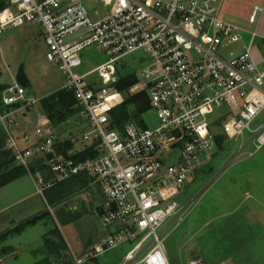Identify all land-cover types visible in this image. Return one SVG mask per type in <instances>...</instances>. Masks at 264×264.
I'll return each mask as SVG.
<instances>
[{"label": "built area", "instance_id": "built-area-1", "mask_svg": "<svg viewBox=\"0 0 264 264\" xmlns=\"http://www.w3.org/2000/svg\"><path fill=\"white\" fill-rule=\"evenodd\" d=\"M219 2L0 0V34L8 27L39 24L47 59L64 73L63 88L74 94L90 123L91 130L67 155L58 149L59 136L48 132L50 120L43 111L33 133L14 136V114L32 110L39 100L18 82L3 91L5 107L21 104L0 112L16 162L28 168L34 158L47 159V175H34L36 191L44 196L58 183L89 175L106 196L103 219L109 233L74 257L75 264L124 243L133 247L120 264H170L164 232L182 209L176 198L195 173L205 170L225 139L253 146L250 155L264 145V121L252 127L264 110V64L253 54L257 31L224 19ZM259 11L256 7L251 19ZM94 44L109 60L84 73L75 71ZM129 55L142 63L141 77L129 92L147 93L155 127L133 121L124 130L112 127L111 112L125 96L111 85ZM89 147L92 156L74 157Z\"/></svg>", "mask_w": 264, "mask_h": 264}, {"label": "rangeland", "instance_id": "rangeland-1", "mask_svg": "<svg viewBox=\"0 0 264 264\" xmlns=\"http://www.w3.org/2000/svg\"><path fill=\"white\" fill-rule=\"evenodd\" d=\"M235 1L233 16L238 18L237 21L244 28L254 30L253 26L256 25L260 13L254 20L251 19L250 14L255 4L262 6L263 0ZM222 2L220 0L219 6ZM227 8L228 5L225 9ZM243 36L245 41H248L249 35L244 33ZM254 47H258L264 54L263 40L256 38L253 51ZM0 48V83L8 86L15 82L20 83L17 73L23 67L29 83L23 85L24 82L21 81L23 84H20L26 88L30 97L40 101L41 98L57 92L64 86L66 82L64 73L57 64L47 59V45L43 28L39 24L28 22L19 27L6 28L0 34ZM82 58L83 65L75 69L80 73L105 63L109 60V55L99 45L94 44L85 49ZM141 65L142 63L135 56L129 55L119 64L115 78L132 73L141 77ZM39 101L32 110L24 109L14 114L19 119V125L16 121V125L10 127L14 136H18L24 129L30 134L34 132L41 109ZM75 109V113H71L66 120L55 127L62 145L69 139L74 146L80 144L78 140L82 139L84 132L91 130L86 121L79 120L81 116L84 118L81 106L77 104ZM7 111L0 100V112ZM24 112L28 121L21 122ZM142 118L149 127H155L158 123L153 111L144 112ZM263 121L264 110L252 127ZM2 123L0 120V138L3 140L4 149L7 150L8 131ZM15 129H18V132ZM248 134L247 130L246 135ZM239 143L225 139L223 144L214 150L213 160L205 170L194 176L176 198L182 209L172 218L170 226L168 225L164 232V245L170 264H264V217L261 212H253L256 205L243 200V188L247 180L241 175L245 174L255 161V157H252L254 154L251 156L249 154L254 151V147H240ZM241 153L243 154L240 155ZM45 162H47L46 158ZM41 173L47 175V170ZM259 176L263 177V174ZM27 180L26 188L31 187L35 193L27 194L29 196L15 203L11 209L0 212V231L10 227L13 219L18 222L26 215L25 213L31 215L29 213L32 210L42 211L41 213L49 210L50 215L43 220V225L28 226L27 233L21 236L16 234V239L9 238V241L14 240L11 244L17 247L19 254L7 258L1 264H47L44 260L54 261L53 256L50 259L52 253L45 245L46 236H50L48 232L54 227H57L62 234L68 252H70L68 242L76 246L88 240L102 239L107 235L108 227L100 211L105 196L98 183L93 181V186L71 194L56 206H48L44 196L39 194ZM18 197L12 196L11 201H16ZM60 209L63 210L64 215L78 213L80 217L69 222L66 216L58 217ZM38 232L41 235L44 233L41 238ZM132 247L133 244L124 243L104 252L98 257L99 264H120ZM142 257L137 258L136 262H140Z\"/></svg>", "mask_w": 264, "mask_h": 264}, {"label": "trees", "instance_id": "trees-1", "mask_svg": "<svg viewBox=\"0 0 264 264\" xmlns=\"http://www.w3.org/2000/svg\"><path fill=\"white\" fill-rule=\"evenodd\" d=\"M4 4L0 3V10L3 8ZM18 81L26 85L28 84V77L21 67L19 72L17 73ZM138 81V77L135 73L128 74V75H121L114 79L111 87L114 89L119 90L125 96L124 102L115 108L111 112L112 118V127L118 130H124V127L127 122L133 121L137 123L139 126L145 127V121L142 118V114L144 112L149 111V99L146 92H139L136 94H131L129 92L130 87ZM8 87L3 83H0V100H2L3 91ZM40 105L42 111L48 116L50 120V124L48 125L49 133H56L55 127L56 125H60L62 121L66 120L71 113H75L76 109L75 106L79 104L74 97V94L62 88L57 92L50 94L49 96L43 97L40 99ZM21 104L16 103L13 106L6 107L7 110L12 109V107H19ZM133 107V110H132ZM29 110V109H28ZM74 111V112H73ZM81 122H87L89 125L90 123L86 118L82 116L79 118ZM87 132V131H85ZM84 132V133H85ZM26 133V132H25ZM0 138V188L3 186L11 183L12 181L31 173L32 175H36L37 173H41V171L47 170V163L45 162V157L34 158L31 160L28 168L23 165L15 163L16 160L13 156V153L10 149H4L3 140ZM81 140H78L80 142ZM219 143L222 141V137H218ZM77 143V142H76ZM75 146L71 139L66 140L65 143L62 145V142L58 145V149L62 150L64 154H68L67 152L73 149ZM63 148V149H62ZM93 147H89L85 149L82 153L74 155V157L78 159H84L88 156L93 155ZM199 172L195 173V177ZM95 179L89 175H78L75 178L69 179L67 181L58 183L53 187H50L45 190L44 192V199L49 206H56L57 204L61 203L66 197L70 196L71 194L90 186H93ZM105 196V195H104ZM106 202V196L104 199V203L100 206L101 214L104 213V205ZM50 215V211L47 210L43 213H40L37 216H34L28 219L25 222L18 224L17 226L13 227L12 229L3 232L0 234V256L8 253L12 248L5 247L3 243L8 239L9 236H14L16 234H21L28 226H34L40 221L48 218ZM66 216V219H69V222L73 219L80 217V214L70 215L69 213L64 215L62 209L58 210V217ZM50 218V217H49ZM50 236H46L45 245L50 250L52 255L56 256L57 262L59 263H72L73 257L67 250L65 240L60 233L57 227H54L53 230L48 232ZM95 260V258H90V260ZM47 264H53V262L49 260H44Z\"/></svg>", "mask_w": 264, "mask_h": 264}, {"label": "crops", "instance_id": "crops-1", "mask_svg": "<svg viewBox=\"0 0 264 264\" xmlns=\"http://www.w3.org/2000/svg\"><path fill=\"white\" fill-rule=\"evenodd\" d=\"M222 1L223 2L221 3V6H220L221 16L224 19H226V20L236 22V23H238V24H240L242 26V24L237 21L238 18L233 16V13L235 12V10L233 9V6L235 5L236 1L235 0L234 1L233 0H222ZM261 3H262V6L261 5H257V4L254 5V9L256 7H259L261 12L260 11L258 12L260 14H259V16L257 15L258 19L256 18L257 22H256V25H254L253 27H254V30L257 31L256 38H260L264 42V0ZM229 4H230V6H229ZM226 5H228L227 9H225ZM254 9H253V11H254ZM223 10H224V14H223ZM226 10H228V11L226 12ZM253 11L251 12L250 17L252 15ZM249 31H253V30H249ZM253 54H254V57H255L256 61L258 63H260L261 65H263L264 64V54L262 53V51L258 47H254ZM40 111H42V110L40 109ZM22 116L23 117H22L21 122L28 121L27 114L25 112L22 113ZM84 118H85V116H84ZM16 119H17V124H18L19 123V119L17 117H16ZM2 124H4V123H2ZM15 130H17V132H18V129H15ZM24 131H25V129L22 130V132L20 134L26 132V131L25 132ZM59 138H60V136H59ZM256 152L252 156V157H255V161L250 166V168L246 171V173L241 175L243 178H245L247 180V183L244 186L245 188H243L242 185H241V187L244 190V194H243V198L244 199L243 200H245L248 203L250 202L249 204H251V205H256V207L253 209L254 210L253 212H255V213L261 212V215H263V217H264V145L262 146V148H260ZM259 174H263V177H260ZM252 178L257 180L258 182H255ZM27 179H29V180H27ZM26 180L28 182L30 181L29 182V183H31L30 185H32V187L34 186L36 188L35 183H34V176L31 173L26 174V175H24V176H22V177H20V178H18L16 180L12 181L11 183L3 186L2 188H0V212L7 211V210L11 209L15 203H17L19 201H22L27 196L33 195L35 193V191L33 189H31V187L28 188V189L26 188V184H27ZM27 194H29V195H27ZM12 196H15V197L19 196V197H18V199L16 201H11ZM30 212L31 213H29V214H31V215L28 216V213H25L26 215H24L22 217V219H20L18 222H17L16 219H13L12 220V225L10 227H7V229H5L4 231H0V234L12 229L13 227L17 226L18 224H20L22 222H25V221H27L28 219H30V218H32L34 216L39 215L42 211H33L32 210ZM258 216L259 215H257V217ZM40 222L37 223L34 226L39 227V225H43V221H40ZM27 229L28 228H26L21 234H18V235L21 236L24 233H27ZM108 233H109V229L107 228V234ZM39 234H40V232H38V235ZM42 235L40 234L39 237L41 238ZM10 237L11 238L15 237L14 239H16V236L12 235V236H9L8 239L3 243V245L5 247H7V248L10 247L12 249L10 251H8V253L0 256V264L3 263L4 261H6L7 258L9 259L13 255H18L19 254L18 253L19 251L17 250V247H15V245L11 244V243H13L14 240H10L9 241ZM66 240H67V238H66ZM100 240L101 239H98V238L95 239V240L94 239L88 240V241L84 242L83 244L79 243L76 246L73 245L74 248H73V246L71 244H69V242L67 240L68 245L70 247L69 248L70 249L69 253L73 257V262L72 263H66V264H75L74 257H80V256L84 255L85 253L90 251L91 248L94 246V244H96ZM26 246H28V245H26ZM19 247L22 248V246H19ZM28 250H29V248H28ZM52 256H53V260H54V261H52L53 264H63V263L57 262V259H56L55 255H51L50 259L52 258ZM98 257H96L95 260H93V259L90 260L89 259L84 264H92V263L95 264L94 262L99 264ZM27 264H29V263H27Z\"/></svg>", "mask_w": 264, "mask_h": 264}]
</instances>
